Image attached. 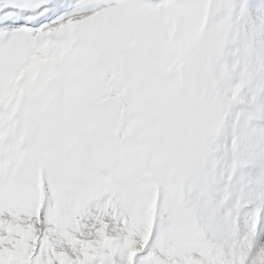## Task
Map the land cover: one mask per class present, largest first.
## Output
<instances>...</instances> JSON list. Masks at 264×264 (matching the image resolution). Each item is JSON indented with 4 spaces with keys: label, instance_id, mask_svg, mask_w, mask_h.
I'll return each instance as SVG.
<instances>
[{
    "label": "snow or ice",
    "instance_id": "snow-or-ice-1",
    "mask_svg": "<svg viewBox=\"0 0 264 264\" xmlns=\"http://www.w3.org/2000/svg\"><path fill=\"white\" fill-rule=\"evenodd\" d=\"M0 264H264V0H0Z\"/></svg>",
    "mask_w": 264,
    "mask_h": 264
}]
</instances>
